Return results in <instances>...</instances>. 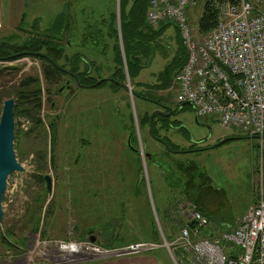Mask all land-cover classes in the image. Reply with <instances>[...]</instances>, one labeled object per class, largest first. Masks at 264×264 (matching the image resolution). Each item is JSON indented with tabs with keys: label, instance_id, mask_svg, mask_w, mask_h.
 <instances>
[{
	"label": "rangeland",
	"instance_id": "1",
	"mask_svg": "<svg viewBox=\"0 0 264 264\" xmlns=\"http://www.w3.org/2000/svg\"><path fill=\"white\" fill-rule=\"evenodd\" d=\"M134 1L123 0L126 14ZM203 2L190 12L193 29L201 41L213 32L204 36L197 26ZM11 6L10 0H0L2 18L7 21ZM31 11L32 15H27L30 18L24 24L18 14L12 19L13 25L3 23L0 44L16 38L22 39L15 43H23L27 38L24 31L35 21L45 29L44 20L36 17L41 10ZM113 11L116 13V9ZM117 16L119 20L120 14ZM91 17L96 19V13ZM91 17L77 16L73 25L76 37L66 36L72 39L66 54L72 58L81 56L80 69L97 62L102 67L99 77L109 78L114 71L111 70L112 47L102 56L83 43L88 25L94 24ZM161 39L148 51V66L142 69L137 82L162 89L171 80L169 92L152 90L154 95H151L161 105L180 109L174 100L173 86L180 72L177 61L181 57L185 63L187 52L180 33L173 26ZM43 64L33 58L0 62L1 111L6 100H16L9 94L23 79L39 77L44 90L42 120L48 136L47 144L41 137L35 138L29 120L16 113L15 149L25 172L14 173L8 182L0 227V264H109L115 258H157L153 255L156 252L162 262L175 264L170 246L175 254L174 244L187 216H174L173 211L182 208L186 201L180 190H171L159 164H166L175 174L174 162L198 164L227 195V204L219 213H226L231 220L228 223L236 224L255 198L260 194L264 197V137L224 128L213 118L197 119L189 107L168 117L173 123L178 122L176 126L173 124V129L160 130L162 138L179 151L187 152L173 154L149 136V127L142 126L144 117L150 118L161 108L141 102L125 90L114 92L110 84L80 88L68 76L62 77L61 83L50 88L48 94ZM66 83L70 89L64 90ZM125 85L135 91L128 73ZM130 129L133 130V146L141 151L139 155L127 145ZM226 139L232 140L216 147ZM194 145H197L196 152H191ZM148 153L154 156L153 162L159 164L147 160ZM38 176H51V193L47 191L45 180L41 185L38 183ZM41 190L45 195L40 200ZM212 223L214 229L218 222ZM136 244L142 245L143 251L125 253ZM156 246L160 248L158 251L151 249ZM70 247L80 248L79 254H71Z\"/></svg>",
	"mask_w": 264,
	"mask_h": 264
},
{
	"label": "built area",
	"instance_id": "2",
	"mask_svg": "<svg viewBox=\"0 0 264 264\" xmlns=\"http://www.w3.org/2000/svg\"><path fill=\"white\" fill-rule=\"evenodd\" d=\"M199 3L150 0L146 14L155 31L164 24H175L188 54L174 80V100L178 105L192 106L198 117L213 118L224 128L262 139L264 1L227 3L217 27L204 41L197 39L190 19L191 10ZM2 26L0 12V29ZM179 214H185L187 222L174 244L176 255L170 246L176 264H264L263 196L236 224H216L214 229V224L195 209H181ZM143 249L136 244L125 253Z\"/></svg>",
	"mask_w": 264,
	"mask_h": 264
},
{
	"label": "trees",
	"instance_id": "3",
	"mask_svg": "<svg viewBox=\"0 0 264 264\" xmlns=\"http://www.w3.org/2000/svg\"><path fill=\"white\" fill-rule=\"evenodd\" d=\"M201 1L202 0H200V3ZM240 1L241 0H204L197 23L199 32L204 36L212 32L217 27L221 13L227 6V3H238ZM248 1L254 3L255 0ZM149 4L150 0H135L132 8L126 14L124 12L123 0H120L119 20L117 14L113 12L106 22L88 25L89 29L85 32L86 41L83 43L92 47L102 56L107 55L109 47H112L113 49L114 59L111 70L114 71L109 78L99 77L101 76L102 67L96 65L95 62H91L92 67L86 65V69H80L78 62L81 60V56L78 54L75 58H72L66 54L68 46L71 45L70 40H72L67 39L66 36L72 35L74 38L76 37V32L73 29V25L76 22L75 16H71L69 18L63 16L58 23L53 22L47 25L45 29H41L39 26L41 23L35 21L32 26L28 27V30L24 31L27 38L23 41V43H15L14 41L22 39L16 38L11 39L8 43L0 44V62H14L23 58H33L43 61V75L49 87L47 89L48 94H50V88H55L61 83L62 77L68 76L75 82V84H77L76 80L73 76H69L59 70L49 60L27 54H44L59 65V67L78 76L82 85L94 86L104 79H112L114 80L113 82H103L97 88L101 87L103 84H110V88H113L114 92L123 90L118 83L125 85L128 73L131 85L135 88V98L141 102L156 105L159 108L160 105L158 104H160V102H158L155 97L151 95V93L153 94L152 90L166 92L171 89L172 81L169 80L166 87L160 89L159 86L153 87L145 83L137 82V79L141 75L142 69L148 66L149 59L147 53L152 46L162 40L161 37L165 34L169 27L173 26L178 32L179 30L175 24H164L159 30H153L146 20ZM83 23L87 24L86 21ZM7 58L12 59L7 60ZM177 63L180 71L184 67L185 63L182 62L181 57ZM9 95H14L16 99L15 115L17 113V116L29 120L31 123V130L33 133L35 132V138L41 137L43 142L47 144V130H45V124L42 120L44 90L40 78L27 77L23 79ZM178 112V110L175 111V113ZM1 113L2 111L0 109V117ZM150 118L144 117L142 120V126L149 127L148 131L150 130ZM177 123H173L170 118L157 116L154 120L153 132L150 133L149 131V136L156 141H158L157 139H161L166 142L172 150L179 151V148L175 147L166 138H162L159 135L161 129H173V124L176 126ZM131 133H133L132 129L129 130L128 139ZM131 138V144L132 147H134L132 143L133 135ZM53 142H56L55 139ZM164 149L166 150L165 147ZM191 149H193L190 150L191 152H196L195 147L192 146ZM153 159V155H151V159H148L147 157V160H149L152 164H159L158 162H153ZM39 163H41V161H39ZM174 167L177 170L176 174L166 164L158 165V168L163 171L165 175L164 180L170 187H172L171 190H180L182 198L186 201V203H182V208L195 209L207 217L211 222H218V224L228 223V221H231L228 217H226V213H219V211H222L221 208L227 204V195L224 190L216 186L215 180L207 172L203 171L198 164L192 162H189L188 164H184V162H174L173 168ZM39 169L42 170L41 167ZM37 178L40 185L43 183V180H45V177L42 178L41 176H38ZM39 195L40 200L44 199L45 191L41 190ZM182 208H178L173 211V215H179V211ZM175 230L176 228L174 222L172 232L174 233ZM158 235L160 234L158 233ZM153 255L160 258L158 252L153 253Z\"/></svg>",
	"mask_w": 264,
	"mask_h": 264
},
{
	"label": "crops",
	"instance_id": "4",
	"mask_svg": "<svg viewBox=\"0 0 264 264\" xmlns=\"http://www.w3.org/2000/svg\"><path fill=\"white\" fill-rule=\"evenodd\" d=\"M10 1L13 2V6H11L10 18L8 21L2 18L3 23L7 26L13 25L12 19L16 14H18V17L22 19L21 21L22 24L23 22H25L27 19L30 18L27 17V15L28 14L32 15L31 10L35 8L41 10L40 15L36 17L41 19L42 21L44 20L43 23H45L46 25H49L53 22L58 23V21L61 18H63V16L66 18L75 16L76 20L78 19L77 16H81V15L84 16L88 15L89 17H91L93 12L96 13L97 17L96 19L91 17L90 18L91 21L94 24H101L102 22H106L109 19L111 13L114 12L113 10L116 9V14H120V4H119L120 0H10ZM117 9H119L118 13H117ZM20 10H21V14H19ZM95 63L97 65V62ZM127 145H128V138H127ZM260 198H261V194L254 199L252 204L249 205V207L246 209V211L243 213L242 216H244V214L251 207L257 204ZM186 222H187V218L185 220V223ZM162 261H163L162 258L132 257V258H115L113 260H110L109 264H166L165 262Z\"/></svg>",
	"mask_w": 264,
	"mask_h": 264
},
{
	"label": "water",
	"instance_id": "5",
	"mask_svg": "<svg viewBox=\"0 0 264 264\" xmlns=\"http://www.w3.org/2000/svg\"><path fill=\"white\" fill-rule=\"evenodd\" d=\"M70 46V45H69ZM31 56H37L40 58H45L52 62L54 66H56L59 70L64 72L65 74L69 76H73V78L76 80L77 84L83 88H87L86 86L82 85L79 81L78 76L75 74H72L71 72L59 67L54 61H52L50 58L45 56L44 54H27ZM12 58H7V60H10ZM114 80L112 79H104L98 84L92 86L91 88L98 87L101 83ZM123 90L126 92H130L133 96H135V91L131 90L129 86L118 83ZM163 109H166L168 113H165ZM162 110H155L150 118V133L153 132V125L154 120L157 116H164V117H170L173 113L172 109L170 107H165ZM15 110H16V101L14 99H8L4 102L3 110L0 117V227L3 224V217H4V211H3V202L5 198V194L8 188V182L10 177L14 173H24L25 169L21 165V163L18 160L16 149H15V142H16V122H15ZM196 117L198 119L197 113ZM132 133L130 134V137L128 139V147L132 149V151L136 154H140V150H136L134 147H132L131 144V137ZM163 146L168 150L169 152L173 154H185L187 152L184 151H175L170 148V146L162 141L161 139H157ZM232 139H226L220 142L216 147L221 146ZM148 159H151V155L147 154ZM45 180L47 182V188L48 193L52 192V186H53V179L51 176H45ZM113 257V256H111Z\"/></svg>",
	"mask_w": 264,
	"mask_h": 264
},
{
	"label": "flooded vegetation",
	"instance_id": "6",
	"mask_svg": "<svg viewBox=\"0 0 264 264\" xmlns=\"http://www.w3.org/2000/svg\"><path fill=\"white\" fill-rule=\"evenodd\" d=\"M77 83V82H76ZM78 87H80V88H83V87H81V86H79L78 84H76ZM84 86H86L88 89H90L92 86H88V85H84ZM67 88H69L70 89V86L66 83L65 84V86H64V90L65 89H67ZM158 105H160V107L159 108H161V109H163V108H165V107H169V106H164V105H161V104H158ZM173 106V105H172ZM178 106V105H177ZM189 107L190 108H192L193 109V111H194V108L192 107V106H181V108L180 109H174V108H171L172 109V111H173V113H172V116L173 115H178V113H175V111L176 110H180L181 112H184V111H186L187 109H189ZM163 111L165 112V113H168V111L166 110V109H163ZM195 112V111H194ZM168 118V117H167ZM133 134V133H132ZM197 145H194L193 147H196ZM192 147V146H191ZM193 150V149H192Z\"/></svg>",
	"mask_w": 264,
	"mask_h": 264
},
{
	"label": "bare ground",
	"instance_id": "7",
	"mask_svg": "<svg viewBox=\"0 0 264 264\" xmlns=\"http://www.w3.org/2000/svg\"><path fill=\"white\" fill-rule=\"evenodd\" d=\"M164 241H165V239H164ZM68 250L70 251L71 254H74V256H77L79 254L80 248L70 247Z\"/></svg>",
	"mask_w": 264,
	"mask_h": 264
}]
</instances>
